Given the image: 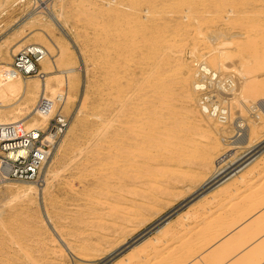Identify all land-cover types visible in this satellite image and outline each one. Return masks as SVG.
<instances>
[{
    "label": "rangeland",
    "instance_id": "1",
    "mask_svg": "<svg viewBox=\"0 0 264 264\" xmlns=\"http://www.w3.org/2000/svg\"><path fill=\"white\" fill-rule=\"evenodd\" d=\"M40 1L44 2L43 7L52 2L51 0ZM60 4L55 6V10L57 11L56 13L61 12L60 23L62 30L49 22L44 14L45 10L40 7L38 0H26L21 3L20 0H0V67L12 65L13 59L17 54L28 46L36 45L43 47L52 55L58 70L76 69L71 78L72 92L65 106L62 107L60 103L54 102L58 104L56 113L61 112L67 123L61 132L63 136L60 148L43 171L44 174L42 172V179H48L49 183L46 189V200H43V198L39 200L37 196H33L31 201H25L17 192V188L25 187L20 184L21 182L13 181L11 186L8 187L0 184V264H112L116 261L118 264H124L125 255L138 242L126 245L122 249L117 250V253L115 251L110 255L109 253L122 243L128 242V239L134 237L137 233L139 234L136 241H141L139 239L142 238L143 240L145 237L155 234L157 230L165 225L167 226L169 221L173 220L177 214L187 211V208L194 204L196 199L201 198L200 195L190 201L194 197L191 198L190 196L192 193L198 192V189L208 177L200 176L201 178L199 177L197 180L192 181L190 176L194 167L170 162L171 157L176 156L177 152H168L170 156L168 153L163 152L165 154L160 153L159 156L157 155L158 157H155L153 152L148 154V156L150 155L148 159L153 162L148 160L150 173L147 177L149 181L147 183L149 184L146 185V188L148 189L149 187L148 195L152 199L149 212L145 218L133 221L132 227H130L132 230L128 229L129 231L125 230V232L118 234L111 233V230L108 231L109 225L120 224L121 221L116 216L114 217L108 213V216L107 214L102 215V219L95 215L96 213L91 214L99 203L105 205L103 208L109 206L107 200L103 198L107 194L104 192L112 190L107 185L114 180V177L111 176L116 168V161L113 160H115L117 152H114V150L119 145V136L123 135L121 133H126V120L122 117V113L128 112V102L134 101V98L142 97L152 102L157 95L155 94L156 91L164 86L173 84L169 88L173 89L174 93L162 105L157 104L158 107H163L165 104V106H168L163 107L165 109L164 115L160 114L159 116L165 119L166 127H173L174 134H172V131L169 132L171 138L193 136L192 138L196 142H200V144L197 143L198 148H209L210 142H212L209 137L216 140L218 138L221 146L215 152H211L213 162L222 159L225 155L229 156V159L239 157L247 151L256 149L257 146L256 152L263 150L264 121L262 120L264 117L261 115L260 121L257 120L256 115L258 112L256 113L253 110V106L255 101L264 96V0H64L62 5ZM33 12L37 13V15L36 19L31 23L18 28L15 26L16 22L23 21L25 17ZM141 13L142 15H140ZM136 19L140 22H135ZM141 19L143 20L141 21ZM161 27H164L165 31ZM130 32L132 33L130 34ZM219 33H224L225 39L227 38L228 40L225 46L227 69L220 71L219 74L223 79H229L235 85L233 86V84L230 85L229 83L228 87L224 85V91L216 87L218 97L215 96L216 94L213 95L214 98L221 99L222 104H226L228 109L226 114L228 119L230 118L227 121L229 124L222 121V124L218 125L215 123L217 118L213 117L215 119L213 121V119L203 116L199 110L197 94L194 93L195 110L197 114H200H198V117L208 124L206 126L203 123L207 129H210L208 131L211 134L209 133L207 136V133L204 134L199 128L191 127L189 122L184 120L186 118L182 114L186 111L181 94V81L180 83L177 81L181 80L179 75H181L180 71L183 69L182 65L191 64L195 72L200 64L199 62L204 60L205 57L207 61H209V58L211 60L210 54L206 53L217 48L218 44L216 42L213 44L212 38L219 35ZM129 34L130 37L128 36ZM140 34L141 37L139 36ZM131 35H135L133 36L134 38ZM147 36L150 37L148 38ZM137 37L139 39L143 37L139 41L141 43L138 42L139 39ZM208 38L211 39L209 40ZM130 41H133V43ZM149 41L151 44H148ZM142 42H146L148 46H145L146 44L144 45ZM134 44L137 45V48ZM143 47L145 48L143 49ZM123 49L126 51H123V53L125 52L124 54L121 53ZM205 54L206 56H203ZM122 55H124L123 58ZM126 55L131 56V58L126 57ZM124 57L127 58L131 66H127L129 63L126 60L127 64L123 61ZM140 57L143 58L142 63V58ZM159 57H161L160 61L165 64L161 62L158 64ZM137 58L140 59V62H138ZM116 60L118 62L121 60V63L116 62ZM133 60L134 62L138 61L133 63ZM149 60L153 62H150V64ZM115 63L122 64L121 68L124 70L120 69V65L118 66ZM112 64L114 65L112 66ZM114 66L117 67L114 68ZM140 66L147 68L143 67L142 69ZM49 67H51V64ZM128 67L131 69H128ZM162 68L164 69L162 70ZM212 68L215 67L212 66ZM215 70L217 71L216 68ZM139 75H141V78L138 77ZM157 75H160V79H158ZM168 76L172 78L171 81ZM166 77L169 79H166ZM130 78L133 83H131ZM146 78L148 79L146 80ZM150 78L154 80H150ZM192 78L194 79V77ZM120 79L121 81H119ZM155 79L161 80L159 82L161 86L155 82ZM193 79L190 81L191 90ZM147 81L148 83H146ZM164 82L168 83V85ZM163 83L164 85H162ZM122 84L125 90H123V86L121 89ZM147 84L152 87L155 86L154 89L151 87L152 90H148L150 86ZM150 91L154 95H151ZM254 93L257 96H254ZM14 95L15 93L10 91L0 81V104L6 103ZM148 97H151V100ZM146 99L145 101H147ZM14 100L8 103H13ZM36 104L37 102L30 104L29 107L24 108L21 112L15 108L10 109L6 112L7 116L3 119L10 120L24 117L31 112ZM80 104H83L86 109L80 108L83 107ZM117 106L120 107L118 108ZM173 108L176 109L174 110ZM76 109L81 111H75ZM176 115H180V117ZM238 121L245 122L250 127H253L254 123L263 122V124L258 125L259 129L257 128L254 132L251 149H239L235 148L236 145L231 144L234 140L231 137L236 134L234 123ZM106 122L108 123L106 124ZM120 125H124L125 128ZM24 126L33 128L34 125L28 122ZM192 129L194 130L192 131ZM183 134L187 136H183ZM204 138L205 140L207 139L206 142ZM221 139H225L227 145ZM112 141L115 143L113 144ZM116 144L117 146H115ZM112 148L116 149L113 150ZM155 153L157 154V152ZM184 153L186 155L190 154L192 158L205 152H200L199 154L198 152H194V154L193 152H181V154ZM161 155L164 156H162V159L160 158ZM113 157L114 159H112ZM193 161L196 160L194 159ZM152 166L153 169L154 167L156 169L153 170ZM249 170L252 171L248 172ZM109 175L112 179L109 178ZM207 176H210V174ZM240 177V180L236 179L238 182L262 179L264 177V156L258 161L255 168L250 167L242 171ZM213 186L211 185L209 189ZM236 194L234 196L239 195V189ZM215 211L213 210V212ZM188 218L189 221L191 220L192 226L184 228L185 220L181 218L179 226L176 225L170 230L174 233H171V239L169 238L168 242L165 243L166 245L164 244L160 249H157L156 252L159 251L160 256L154 251L156 255L154 252L150 253L145 262L137 263L135 261L133 263L183 264L184 258L189 257L192 252L184 241H181L178 248H174L176 239L174 236L177 234L174 230H178L181 234L184 230V232L186 231L185 234H187L194 225L197 226L200 223L198 215L196 216L197 219L193 220L188 214ZM101 220L102 222H107V224L105 222V224L102 223ZM168 230H164L163 233ZM63 244L72 247V255L65 251L67 248ZM95 247L98 248L96 249ZM103 251L104 253H101ZM177 251L180 252V255H178L180 259H177ZM62 253L64 254L62 255ZM85 258L86 260H84ZM174 259L176 260L173 261Z\"/></svg>",
    "mask_w": 264,
    "mask_h": 264
},
{
    "label": "bare ground",
    "instance_id": "2",
    "mask_svg": "<svg viewBox=\"0 0 264 264\" xmlns=\"http://www.w3.org/2000/svg\"><path fill=\"white\" fill-rule=\"evenodd\" d=\"M26 0H20V3L21 2H25ZM40 2V7L45 10L44 11V14L46 16V18H48L49 22L51 24H53L55 27L59 28L62 30V25L60 23V17H61V12L60 13H56L57 11L55 10V6H59L58 4L61 3L60 5H62L63 1L64 0H51L52 2L47 6L43 7V4L44 2H41L40 0H38ZM39 7V8H40ZM46 12V13H45ZM147 12V11H146ZM145 12V13H146ZM64 13V11H63ZM147 14V13H146ZM36 15L37 13L33 12V13H30L27 17H25V19L23 21H19V22H16L15 26L18 28V27H22L24 25H27L28 23H31L34 19H36ZM142 15V13L140 14ZM144 17V16H143ZM146 17V16H145ZM63 18V17H62ZM132 18V17H131ZM141 18V17H140ZM139 19V17H138ZM145 19V18H143ZM141 19V21L143 20ZM138 20L136 19L135 22H137ZM140 22V21H138ZM134 24V23H133ZM132 24V25H133ZM141 24V23H140ZM142 25V24H141ZM149 25V24H148ZM139 26V24H138ZM67 27V26H66ZM131 27V26H130ZM144 27V25H143ZM142 27V28H143ZM146 27V26H145ZM138 28V27H137ZM141 28V27H139ZM161 28H164V27H161ZM167 28V27H166ZM146 29V28H145ZM149 29V28H148ZM130 30V29H129ZM144 30V29H142ZM147 30V29H146ZM151 30V29H150ZM157 30V29H156ZM162 30V29H161ZM159 30V31H161ZM131 31V30H130ZM136 31V30H135ZM164 31H165V28H164ZM125 32V31H124ZM138 32V31H137ZM136 32V33H137ZM162 32V31H161ZM127 33V31H126ZM132 32H130L131 34ZM134 33V32H133ZM145 33V32H144ZM130 34L128 35L130 37ZM143 34V33H142ZM157 34H158V31H157ZM163 35V34H162ZM132 36V35H131ZM135 36V35H133ZM132 36V37H133ZM141 37V34L139 35ZM144 36V35H143ZM155 36V35H154ZM159 36V35H158ZM161 36V34H160ZM131 37V38H132ZM148 37V36H147ZM150 37V36H149ZM148 37V38H149ZM165 37V36H164ZM127 38V36H126ZM134 38V37H133ZM132 38V39H133ZM138 38V37H137ZM143 38V37H142ZM142 38H138V42L141 41ZM148 38H146L148 40ZM155 38V37H154ZM136 39V37H135ZM209 39V38H208ZM211 39V38H210ZM209 39V40H210ZM121 40V39H120ZM144 40V39H143ZM142 40V41H143ZM161 40V38H160ZM159 40V41H160ZM227 38L225 39V34L224 33H219V35H217L216 37H213L212 38V41H213V44L216 42V44H218L217 48L216 49H213L211 52L209 53H206V54H210L209 56H211V60L209 58V61H207L205 58L204 60H202L201 62H199L200 64L197 66L195 72L193 71V67L191 64H186V65H182L183 69L180 71L181 72V80L177 81L180 83L181 81V94H182V98H183V102H184V109H185V113L182 114V115H185L184 119L185 121L189 122V124L191 125V127H194L196 129H200L202 131V133L206 134L207 133V136L208 134L210 133L208 130L210 129H207L205 127L208 126V124H206L204 121H202V119H199L198 117V114L195 110V103H194V93L197 94V98H198V106H199V110L201 112V114L203 116H205L206 118H211L213 119V117L211 115H206L204 114V111H202V107L200 106V97L198 96V92L197 90L199 88H201L202 86L200 85V82L198 80V76L201 74V68L211 74H214V76L216 78L219 77V80H216L215 83H214V86L215 87H218V88H223L222 87V84L223 82H227L229 83L230 85L233 84V82L229 79H223L221 76H220V71L222 70H226L227 69V66H226V55H225V46L226 44L228 43V40ZM125 41V39H124ZM146 41V40H145ZM151 41V40H150ZM148 42V44L151 42ZM158 41V40H157ZM156 41V42H157ZM162 41V40H161ZM133 43V41H130ZM166 42V41H164ZM141 43V42H139ZM143 43V42H142ZM131 44V43H130ZM145 46H148V44L145 42L143 43ZM142 44V46H144ZM156 44V43H155ZM158 44V43H157ZM137 48V45L134 44ZM133 45V46H134ZM164 45V44H162ZM141 46V45H140ZM141 46V47H142ZM156 46V45H155ZM43 48V47H42ZM145 47H143L144 49ZM154 48V47H153ZM213 48V47H212ZM130 49V48H128ZM141 49V48H140ZM132 50H133V47H132ZM146 50V49H145ZM151 50V49H150ZM157 50V49H156ZM160 50V49H159ZM123 51H125L124 49L122 50L121 53H123ZM135 51L137 52V50L135 49ZM154 51V50H153ZM166 51V50H165ZM164 51V53H165ZM47 54L46 56L41 60L40 62V66H41V69H40V73L38 76L36 77H32V78H23L21 79L20 77V74L18 71L15 70V68L12 66V65H8V66H1L0 67V81L3 82L4 85L7 86V88L10 90V91H13V93H15V95L13 97H11L6 103L4 104H0V126L1 125H13V124H26L28 122H31L33 126V128H29V129H34V130H46L47 128V124L49 123V121L55 116H59L61 114V112H58L56 113V107L58 106V104H55V103H60L61 106H65L66 102H67V99L68 97L70 96L71 94V78H72V75L76 72V69L75 68H67V69H64V70H58L57 69V66L55 64V61L52 57V55L46 51ZM126 52V51H125ZM124 52V53H125ZM150 52V51H149ZM213 52V53H212ZM120 53V52H119ZM123 53V54H124ZM203 53V52H202ZM10 54V53H9ZM129 54V53H128ZM141 54V52H140ZM147 54H148V51H147ZM193 54H195L193 52ZM203 55V56H206ZM132 55H134L132 53ZM143 55V54H142ZM154 55V54H153ZM158 55V54H157ZM124 55H122V58H123ZM128 55H126L127 57ZM144 56V55H143ZM142 56V57H143ZM146 56V54H145ZM156 56V54H155ZM159 56V55H158ZM162 56V55H160ZM164 56V54H163ZM193 56V55H192ZM208 56V57H209ZM107 57V56H106ZM105 57V58H106ZM124 57L123 61L126 63H129L127 64V66H131L130 62H128L127 58ZM134 57V56H133ZM140 57V58H142ZM153 57V56H152ZM202 57V56H201ZM9 58V57H8ZM120 58V56H119ZM126 58V59H125ZM128 58H131V56ZM160 58L159 57V63L160 64ZM109 59V58H108ZM107 59V61H108ZM134 59V58H133ZM138 62H140V59L137 58ZM151 59V58H150ZM157 59V58H156ZM166 59V57H165ZM126 60V61H125ZM146 60V59H144ZM153 60V58H152ZM122 61V62H123ZM136 61V62H137ZM148 61V60H147ZM146 61V62H147ZM154 61V60H153ZM152 61V62H153ZM156 61V60H155ZM165 61V60H164ZM183 61V60H182ZM192 61V60H191ZM195 61V60H194ZM104 62V61H103ZM115 62V61H114ZM116 62H118L116 60ZM132 62V61H131ZM134 62L133 60V63H136ZM143 62V58H142V61L141 63ZM151 61L149 60V63ZM151 62V63H152ZM157 62V61H156ZM155 62V63H156ZM189 62V61H188ZM118 63H121V60L120 62ZM124 64V66H126ZM145 63V61H144ZM150 63V64H151ZM161 63H164V62H161ZM168 63V62H166ZM197 63V62H196ZM51 64V67H49ZM104 64V63H103ZM116 64V63H115ZM165 64V63H164ZM184 64V63H183ZM192 64H194L192 62ZM107 65V63H106ZM114 64H112L113 66ZM116 65H120V64H116ZM122 65V64H121ZM121 65L119 66L120 69L121 68ZM154 65V64H153ZM170 65H172L170 63ZM169 65V67H170ZM196 65V64H195ZM109 66V65H107ZM123 66V68H124ZM147 66V65H146ZM164 66V65H163ZM174 66V64H173ZM215 67L217 69V71L215 70V68H212ZM117 66H114V68H116ZM141 67V66H140ZM144 67V66H143ZM143 67H141L143 69ZM149 67V66H148ZM154 67V66H153ZM156 67V66H155ZM166 67V66H165ZM169 67H166V68H169ZM109 68V67H108ZM130 67H128L129 69ZM144 68H147V67H144ZM151 68V67H150ZM157 68V67H156ZM161 68V67H160ZM131 69V68H130ZM164 68H162L163 70ZM113 70V69H112ZM124 70V69H122ZM156 70V69H155ZM111 71V70H110ZM148 71V70H146ZM145 71V73H146ZM159 71V70H158ZM175 71V70H174ZM172 71V72H174ZM219 71V72H218ZM114 72V71H113ZM125 72V71H124ZM127 72V71H126ZM155 72V71H154ZM161 72V70H160ZM163 72V71H162ZM128 73H129V70H128ZM127 73V74H128ZM158 73V72H156ZM165 73V72H164ZM133 74V73H132ZM142 74V73H140ZM148 74V73H147ZM166 74V73H165ZM164 74V75H165ZM171 74V72H170ZM169 74V76H171ZM175 74V73H173ZM179 74V73H178ZM108 75V74H107ZM110 75V74H109ZM125 75V74H124ZM130 75V74H129ZM134 75V74H133ZM146 75V74H145ZM143 75V76H145ZM162 75V76H164ZM126 76V75H125ZM128 76V75H127ZM141 75H139L138 77H140ZM156 76V75H155ZM158 77L160 75H157ZM166 76V75H165ZM168 76V77H169ZM175 77V75H173ZM178 76V75H177ZM178 76V77H179ZM118 77V76H117ZM132 77V75H131ZM146 77V76H145ZM168 77H166V79H169ZM172 77V76H171ZM194 77V79L192 78ZM127 78V77H126ZM141 78V77H140ZM144 78V77H143ZM142 78V80H143ZM162 78V77H161ZM173 78V77H172ZM170 78L169 80L171 81ZM124 79V78H123ZM131 79V78H130ZM133 79H136V78H133ZM138 79V78H137ZM136 79V80H137ZM145 79V78H144ZM148 78H146L147 80ZM160 79V77L158 78ZM157 79V80H158ZM164 79V78H163ZM165 79V80H166ZM177 79V78H176ZM191 79H193V83H192V90H191V85H190V81ZM125 80V79H124ZM127 80V79H126ZM145 80V81H146ZM150 80H154V79H151ZM156 80V79H155ZM155 81L156 83H159L160 81ZM164 80V81H165ZM121 81V79L119 80ZM149 81V80H148ZM148 81L146 83H148ZM174 81V80H173ZM141 82V81H140ZM139 82V83H140ZM175 82V81H174ZM91 83V82H90ZM123 83V82H122ZM125 83V81H124ZM131 83L132 82V79H131ZM138 83V82H137ZM150 83V81H149ZM154 83V82H153ZM165 83V82H164ZM164 83L162 85H164ZM144 84V83H143ZM142 84V86H143ZM161 83H159L158 85H160ZM166 85H168V83H165ZM176 84V82H175ZM115 85V84H114ZM113 85V86H114ZM128 85V84H127ZM130 85V84H129ZM141 85V84H139ZM148 85V84H147ZM154 86V84H152ZM235 84H233L234 86ZM122 86L123 84L121 85V89H122ZM126 86V84H125ZM150 86V85H148ZM161 86V85H160ZM170 86H173V84H171ZM169 85L168 86H164L163 88L159 89L158 91H156L155 94H157L155 96V99L154 101L152 100L149 101L148 99L146 98H142V97H139V98H134V101H129L128 102V112H123L122 113V117L125 118L124 120H126V128L124 125H120L122 128H125L126 130V133H121L123 135H120V141H119V145L116 148H112L114 150V152H117L115 154V160L113 161H116V168H115V172L113 173V176L114 177V180L112 182H110L107 187H109L110 189H112L111 191H107V192H104V193H107L106 194V197L103 198L105 200H107V204H109V206L107 208H103L105 205H101L99 203V205H96V208L93 210L94 212L91 214H95L97 215L98 217H101L100 219H102V215H106L107 213L108 214H112L114 217L116 216L120 221L121 223L120 224H111L112 226H108V231L111 230V233H120V232H125V230H128V229H131L130 227H132V223L134 220H138V219H142V218H145V216L147 215V213L149 212L150 210V204H151V198L149 197V187L148 189L146 188V185L149 184L147 183L148 181V175L150 173V165L148 163V154H155V157L158 155L161 154H165L163 152H174V153H178V156H177V153H176V156L174 155L173 157H171V163H174V164H182L183 166H192L194 167L192 170V174L191 176V180L192 181H195L197 180L200 176H205V177H208L206 179V181L202 184V186L200 187V189H198V192L203 190L204 187L206 186H213V184H216L214 185L212 188H208V190L206 192H204L202 195H201V199L195 204H192L189 208H187V211H185V214L183 215H186L187 218H188V214H189V217L192 216L193 214H197L198 213H202V211H206L207 213L209 212V210L211 209L210 207L216 205V204H221L219 203L220 200H224L223 198H227V197H232L234 196V194L238 193V189L236 188V185L232 186L231 185V182H233V184H235V182H238V180L236 179H241L240 177V173L242 172L243 168L244 167H256V164L258 163V161L264 156V149L261 150V151H257V147L256 149L252 150V151H247L246 153H244L243 155H240L239 157H236V158H228L229 156H224L222 159L218 160V161H215L213 162V159H212V154L211 152H215L216 149H219L220 148V142L218 141V138L217 140L216 139H213L211 137H209V139H212L210 142V149L209 148H198L197 146V143L192 137L190 136H187L186 134H183L186 135L187 137L186 138H179L178 137H172L169 136V132H173L172 134H174V130H173V127L169 128V127H166V123H165V119L161 116H159L160 114L164 115V108L163 107H168V106H165L163 105V107H158L157 104H163V102L167 101L166 99L169 98L170 95H172L174 93L173 89L169 88L170 87ZM179 86V84H178ZM224 86V85H223ZM261 86V85H260ZM259 86V87H260ZM264 86V85H263ZM262 86V88H263ZM90 87V86H89ZM131 87V86H130ZM152 86H150V88L148 90L151 89ZM155 87V86H154ZM154 87H152L154 89ZM175 87V86H174ZM177 87V86H176ZM124 88V86H123ZM136 88V86H135ZM135 88H134V91H135ZM137 88H138V85H137ZM262 88H260L261 90H263ZM115 89V88H114ZM128 89V88H127ZM143 89H145L143 87ZM113 90V89H112ZM125 90V88L123 89ZM122 90V91H123ZM132 90V89H131ZM142 90V89H141ZM152 90V89H151ZM257 90H259V88H257ZM117 91V90H116ZM132 91V92H134ZM154 91V90H153ZM131 92V91H130ZM145 92V90H144ZM151 92V91H150ZM251 92V91H250ZM109 93V92H108ZM143 93V92H142ZM147 93V92H146ZM145 93V95H146ZM176 93V92H175ZM105 94V93H104ZM110 94V93H109ZM108 94V95H109ZM122 94V93H121ZM132 94V93H131ZM137 94V92H136ZM124 95H127V94H124ZM142 95V94H141ZM151 95H154L152 94L151 92ZM179 95V94H178ZM123 96V95H122ZM130 96V95H129ZM128 96V97H129ZM134 96V95H133ZM149 96V95H148ZM254 96H257V94L255 95L254 93ZM86 97V96H85ZM104 97V96H103ZM127 97V98H128ZM153 97V96H152ZM177 97V96H176ZM118 98V97H117ZM132 98V97H131ZM150 100H151V97H148ZM171 98V97H170ZM174 98V97H173ZM181 98V97H180ZM196 98V99H197ZM257 98V97H256ZM15 99V100H14ZM41 99H46L50 102V104L52 105L51 106V109L49 111H46V112H43L41 111L40 109H38L37 105L39 103V101ZM119 99V98H118ZM145 99L147 101H145ZM11 100H14L13 103H8L10 102ZM127 100V99H126ZM179 100V99H177ZM81 102H83L82 100H80ZM85 101V100H84ZM121 101V100H120ZM182 101V100H181ZM37 102L36 106L31 110V112H29L27 115H25L24 117H21V118H13L14 119H10V120H7V119H3L7 116V111L10 110V109H17V111L21 112L24 108L26 107H29L30 104H33ZM55 102V103H54ZM123 102V101H122ZM80 103V102H79ZM84 103V102H83ZM87 103V102H86ZM85 103V104H86ZM113 103V102H112ZM125 103V101H124ZM120 104V103H119ZM173 104V103H171ZM176 104V103H174ZM83 105V104H82ZM80 104V106H82ZM113 105V104H112ZM121 105V104H120ZM179 105H182V104H179ZM79 106V105H78ZM86 106V105H85ZM170 106V105H169ZM183 106V105H182ZM87 107V106H86ZM118 108L120 106H117ZM80 108H85L84 105L83 107H80ZM79 108V109H80ZM171 108V107H169ZM86 109V108H85ZM96 109V108H95ZM174 109V108H173ZM176 109V108H175ZM174 109V110H175ZM126 110V109H125ZM168 110V109H166ZM181 111V109H179ZM198 110V109H197ZM253 110L256 111V113L258 112V114L256 115V118L257 120L261 119L260 116L262 115L264 117V96L260 97L257 101H255V104L253 106ZM75 111H78V109H76ZM81 110H79L78 112H80ZM83 111V110H82ZM173 111V110H172ZM223 112H226V109H222ZM17 113V112H16ZM171 113V112H169ZM178 113V111H177ZM81 114V113H80ZM179 114H181L179 112ZM230 114V113H229ZM83 115V114H82ZM171 115V114H170ZM181 115V116H182ZM200 115V114H199ZM177 116V115H176ZM11 117V116H10ZM11 117V118H12ZM87 117V116H86ZM85 117V118H86ZM175 117V116H174ZM177 117H180L177 116ZM232 117V116H231ZM114 118V117H113ZM88 119V118H87ZM216 119V118H215ZM213 119V121L215 120ZM222 120V118H220ZM230 119V118H229ZM228 119V120H229ZM86 120V119H85ZM115 120V119H114ZM123 120V119H122ZM170 121H172L171 119H169ZM182 120V119H181ZM219 120V119H216L215 120V123H217L218 125L219 124H222V121ZM77 121V120H76ZM87 121V120H86ZM169 121V122H170ZM176 121V120H175ZM209 121V120H208ZM260 121V120H259ZM264 121V119L262 120ZM261 121V123H254L253 127H250L248 126L247 123L245 122H242V121H238V122H235L234 123V130L236 132V134L231 137L232 139H234L231 144L233 145H236L235 148H239V149H245V148H252V140L254 138V132L255 130L258 128L259 129V126L258 125H261L263 124V122ZM81 122V121H80ZM174 122V120H173ZM210 122V121H209ZM258 122V121H256ZM105 123V122H104ZM108 122H106L107 124ZM113 123V122H112ZM177 123V122H176ZM176 123H174L176 125ZM205 123V125L203 124ZM214 123V122H212ZM228 123V122H227ZM229 124V123H228ZM231 124V123H230ZM253 124V123H252ZM110 125V124H109ZM115 125V124H114ZM117 125V124H116ZM119 125V124H118ZM171 125V124H170ZM188 125V124H187ZM190 125H188V127H190ZM224 125V124H223ZM76 126V125H75ZM82 126V125H81ZM104 126V125H103ZM222 126V125H220ZM229 126V125H228ZM109 127V126H108ZM180 127V126H179ZM224 127V126H222ZM183 128V127H182ZM187 128V126H186ZM215 128V127H214ZM264 128V127H263ZM102 129V128H101ZM100 129V130H101ZM120 129V128H119ZM175 129V128H174ZM185 129V128H184ZM184 129H180V130H184ZM190 129V128H189ZM222 129V128H221ZM261 129V127H260ZM107 130V129H106ZM194 129H192L193 131ZM216 130V129H215ZM214 130V131H215ZM200 131V132H201ZM183 132V131H182ZM188 132V130H187ZM195 133V132H194ZM98 134V133H97ZM180 135V133H178ZM211 134V133H210ZM196 135V134H194ZM62 136L63 135H60L58 139L55 140V134H52V135H47L46 136V141L50 144L53 145V148L50 152V157L44 167V170L45 168H47V166L50 164V162L52 161L54 155L56 154V152L58 151V149L60 148L61 146V142H62ZM117 136V135H116ZM198 136V135H197ZM210 136V135H209ZM212 136V135H211ZM115 137V136H114ZM213 137V136H212ZM117 138V137H115ZM197 138V137H196ZM207 138V137H206ZM199 139V138H198ZM207 140V139H206ZM205 138H204V141L206 142ZM223 142L226 143L227 145V142L225 139H221ZM201 141V140H200ZM108 142V141H107ZM113 142V141H112ZM115 142H113L114 144ZM203 143V142H202ZM201 143V144H202ZM208 143H209V140H208ZM118 144V143H117ZM117 144L115 146H117ZM200 144V142L198 143ZM206 144V143H205ZM259 145V144H258ZM264 145V144H263ZM110 146V145H109ZM108 146V147H109ZM207 146V145H206ZM205 146V147H206ZM209 146V144H208ZM101 147V146H100ZM114 147V146H112ZM110 148V147H109ZM260 148V147H259ZM98 149V148H97ZM111 149V150H112ZM110 150V151H111ZM112 150V151H113ZM96 152V151H95ZM100 152V151H99ZM109 153V151H107ZM157 152V154L155 153ZM181 152H186V153H189V152H198V154L200 152H205L204 154L200 153L199 156L197 155L196 157L193 156L192 158L190 157V154L186 155L185 153L184 154H181ZM111 154V153H110ZM109 154V155H110ZM169 154V153H168ZM196 155V154H195ZM157 156V157H158ZM162 156L161 155V159H162ZM170 156V154H169ZM111 157V156H110ZM152 157V155H151ZM150 157V158H151ZM164 157V156H163ZM168 157V156H167ZM170 158V157H169ZM114 159V157L112 158ZM155 159V158H154ZM165 159V158H163ZM191 159H195L197 161H193ZM151 160V159H150ZM149 162H152L150 161ZM159 160V158H158ZM110 161V160H109ZM163 161V160H162ZM168 161V160H166ZM153 163V162H152ZM169 163V162H168ZM155 165V163H154ZM158 166V165H157ZM169 166V165H168ZM238 166L237 168H234ZM114 167V166H113ZM161 167V166H160ZM158 167V168H160ZM212 167L215 169L212 170ZM112 168V167H111ZM162 168V167H161ZM170 168V167H169ZM52 169V168H51ZM152 169H153V166H152ZM154 169H156V167H154ZM153 169V170H154ZM163 169V168H162ZM160 169V170H162ZM43 170V171H44ZM159 170V169H157ZM171 170V169H169ZM172 171V170H171ZM170 171V172H171ZM156 172V171H155ZM160 172V171H159ZM162 172V171H161ZM174 172V171H173ZM109 173V172H108ZM111 173V172H110ZM172 173V172H171ZM190 173V172H189ZM8 174V169H6L4 167V165L0 162V184H2V186H11L12 182L13 181H9V180H6L4 179V177H6ZM44 174V172H43ZM157 174V173H156ZM161 174V173H160ZM173 174V173H172ZM178 174V173H177ZM182 174V173H181ZM208 174H210V176H207ZM48 175V174H47ZM108 175V174H107ZM109 175V176H110ZM158 175V174H157ZM163 175V174H162ZM186 175V176H187ZM4 176V177H3ZM49 176V175H48ZM111 176L109 177L110 179ZM187 176V177H188ZM156 177V176H155ZM161 177V176H160ZM165 177V176H164ZM45 178V176H44ZM49 178V177H48ZM163 178V177H162ZM201 178V177H200ZM48 179H43V183L41 186H37L36 184L34 183H27V182H21L20 184L22 186H25V187H22V188H17V192L20 194V197L23 198L25 201H31L32 200V197L33 196H37L38 199L40 200L41 198H43V200H46V189H47V186H48ZM18 182V181H16ZM106 182V181H104ZM149 182V181H148ZM104 185V184H102ZM206 185V186H205ZM15 186V184H14ZM18 186V185H17ZM105 186V185H104ZM16 189V187H15ZM105 190V189H104ZM107 190V189H106ZM103 192V191H101ZM197 192V193H198ZM197 193H192V195L190 196L191 198L193 196H195ZM237 195V194H236ZM189 197V198H190ZM140 199V200H137V199ZM185 200V199H183ZM188 200V199H187ZM42 201V200H41ZM95 201V199H94ZM98 201V199H97ZM96 201V202H97ZM102 201V200H100ZM99 201V202H100ZM139 201V202H138ZM186 201V200H185ZM43 202V201H42ZM106 202V201H104ZM160 202V201H158ZM225 202V201H223ZM103 203V202H102ZM40 204V203H39ZM98 204V202H97ZM106 204V203H104ZM224 206V205H223ZM40 207V206H39ZM94 207V206H93ZM222 207V206H221ZM41 208V207H40ZM91 208V207H90ZM104 211H106L105 213H103ZM191 211V212H190ZM205 213V212H204ZM203 213V214H204ZM107 214V216H108ZM192 214V215H190ZM186 216L182 217L180 216L181 218L185 219ZM178 217L177 219H173L171 221H169V224L166 226H163L161 229L157 230L155 232V234H151L150 236L148 237H145L143 240L142 238L139 239L141 241H136L137 239V235L139 233H137L134 237L128 239V242H124L122 243L119 247H117L115 250H112L109 255L112 253V252H116L117 250H120L122 249L123 247H125L126 245L128 244H132L134 242H138V243H135V245L132 246L130 252H128L126 255H125V258L123 259L125 262L124 264H131L133 262H137V263H143L146 261V258L148 257V255L152 252H156L157 249L160 247H162V245H164L165 243L168 242L169 238L171 239V236L172 233L170 230L173 229L176 225H178L181 221V218ZM112 218V217H111ZM186 218V219H187ZM105 219V218H104ZM182 219V220H183ZM189 219V218H188ZM191 221V220H190ZM189 220H185V223H184V228L186 227H190L191 223H190ZM100 222V221H99ZM102 222V220H101ZM105 222V221H104ZM102 222V223H104ZM102 223H100L102 225ZM107 224V222H105ZM104 223V224H105ZM112 223V222H111ZM110 224V223H109ZM106 226V225H105ZM169 226V227H168ZM179 226V225H178ZM192 226V225H191ZM134 228V227H133ZM169 230H168V229ZM106 230V229H105ZM132 230V229H131ZM164 230H168V231H165V233H163ZM176 230V229H175ZM174 230V232L176 233V231ZM129 231V230H128ZM167 232V233H166ZM172 233V234H171ZM175 237V236H174ZM112 239V238H111ZM126 240V239H125ZM65 243V242H63ZM166 245V244H165ZM64 247H66L67 249L65 250L67 253L69 252V254L72 255V247H68L66 244H63ZM99 246V245H98ZM96 248V247H95ZM98 248V247H97ZM96 248V249H97ZM100 248V247H99ZM74 249V248H73ZM100 250V249H99ZM74 252V251H73ZM95 252V251H94ZM97 252V251H96ZM154 252V254H155ZM101 253H104L101 252ZM117 253V252H116ZM158 253L157 255H159V251L156 252ZM64 253H62L63 255ZM153 254V255H154ZM87 255V254H86ZM90 255V254H89ZM115 255V254H114ZM156 255V254H155ZM74 256V255H73ZM160 256V255H159ZM85 257V256H84ZM96 257V255H95ZM94 257V258H95ZM162 257V256H161ZM87 258H93V257H87ZM93 258V259H94ZM100 258V257H98ZM108 258V257H107ZM86 260V258L84 259ZM97 260V259H96ZM103 260V259H102ZM164 260V259H163ZM162 260V261H163ZM182 260V259H181ZM89 261V260H87ZM104 261V260H103ZM102 261V262H103ZM161 261V262H162ZM94 262V261H93ZM164 262V261H163ZM92 263V261H91ZM97 263V262H96ZM100 264H103V263H100ZM112 264H118V262H114ZM134 264V263H133ZM136 264V263H135Z\"/></svg>",
    "mask_w": 264,
    "mask_h": 264
},
{
    "label": "crops",
    "instance_id": "3",
    "mask_svg": "<svg viewBox=\"0 0 264 264\" xmlns=\"http://www.w3.org/2000/svg\"><path fill=\"white\" fill-rule=\"evenodd\" d=\"M231 185L239 189L238 196L223 198L208 213H198L200 223L187 234L176 231L174 248L184 241L192 252L183 264H264V177ZM183 214L185 211L175 218L186 216ZM196 216L190 217L194 220Z\"/></svg>",
    "mask_w": 264,
    "mask_h": 264
},
{
    "label": "built area",
    "instance_id": "4",
    "mask_svg": "<svg viewBox=\"0 0 264 264\" xmlns=\"http://www.w3.org/2000/svg\"><path fill=\"white\" fill-rule=\"evenodd\" d=\"M44 48L31 45L22 50L13 59L12 66L23 78L36 77L40 73V62L46 56ZM202 86L197 90L200 97V106L204 114L211 115L223 121H228L226 104L217 99V88L214 86L216 78L201 68V74L197 77ZM229 86L223 82L224 86ZM216 94V95H215ZM213 95L216 97L214 98ZM51 104L46 99H41L37 105L43 112L51 109ZM226 108V112L222 109ZM67 120L59 115L54 116L46 130L29 129L24 124L1 125L0 126V162L8 169L4 179L9 181L34 183L41 186L43 183L42 172L50 157L53 145L46 141L47 135L55 134V140L61 135Z\"/></svg>",
    "mask_w": 264,
    "mask_h": 264
},
{
    "label": "water",
    "instance_id": "5",
    "mask_svg": "<svg viewBox=\"0 0 264 264\" xmlns=\"http://www.w3.org/2000/svg\"><path fill=\"white\" fill-rule=\"evenodd\" d=\"M206 186V185H205ZM209 186L204 187L203 190L199 191L190 201L194 200L195 198H197L198 196L202 195L204 192H206L208 190ZM189 201V202H190Z\"/></svg>",
    "mask_w": 264,
    "mask_h": 264
}]
</instances>
